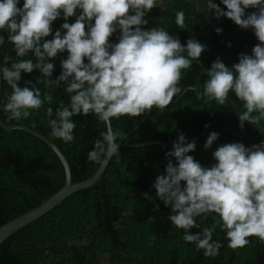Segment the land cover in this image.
Instances as JSON below:
<instances>
[{
	"label": "trees",
	"instance_id": "obj_1",
	"mask_svg": "<svg viewBox=\"0 0 264 264\" xmlns=\"http://www.w3.org/2000/svg\"><path fill=\"white\" fill-rule=\"evenodd\" d=\"M22 3L23 0L18 7H22ZM156 3L158 6L143 17L147 23L142 30L162 28L179 39L182 46L189 39H195L206 46V50L198 60L192 61L190 68L181 70L178 86L182 93L174 96L166 108L153 106L141 116L112 119L113 130L124 133L123 143L161 141L172 147L178 134H183L187 142L195 141V150L189 155L202 167L216 163L212 152L223 144L239 142L252 148L264 143V121L259 125L245 122L243 128L239 126L238 115L245 109L234 93H229L224 105L203 95L197 98L207 79L205 73L217 58L231 68L238 63L240 54L251 55L252 48L259 43L252 29L243 30L225 17L217 20L214 11L207 7V0H156ZM214 3L226 11L220 0ZM178 11L185 14L183 28L175 24ZM254 11L256 9L249 8L245 14ZM133 14L132 11L130 15ZM75 20L73 16L67 22L71 24ZM64 22L61 14L52 22V34L61 30ZM217 28L222 30L220 34L216 33ZM52 34L44 40H51ZM0 35L5 39V45L0 46V67L6 66L4 55H9L12 61L31 58L36 62L32 53L29 57H16L13 46L8 43V33L0 31ZM119 35L117 30L109 37V43H117ZM67 56L65 51L49 61L54 65L53 79L61 74V61ZM43 81L35 69L32 73L21 74L19 87L27 86L31 90L34 85L40 89L42 98L45 93L50 94L52 103H44L40 109L31 110L28 118L17 121L9 120V114L2 110L11 88L1 78L0 118L5 124L25 126L47 137L65 157L71 182L84 181L94 174L102 161L90 162L88 153L106 127L92 113L77 115L72 117L76 124L72 142L53 137L46 109H53L51 119H55L56 108L61 102L67 105L70 100L63 84L46 87ZM211 132L218 133V139L205 150L203 146ZM118 150L119 159L110 160L97 183L72 194L3 242L0 264H264V241L258 237H249V244L244 248L232 249L227 246L225 231L217 226L213 240L220 242L222 247L215 257H205L195 243L183 241L184 230L177 229L168 220L171 208L156 197L152 187L155 178L164 174L168 162L165 153L169 150L161 146ZM64 182V169L49 147L24 132L0 128V226L40 205ZM144 193L152 199H145ZM216 219L214 213L197 217L199 227L189 231L202 232Z\"/></svg>",
	"mask_w": 264,
	"mask_h": 264
},
{
	"label": "clouds",
	"instance_id": "obj_2",
	"mask_svg": "<svg viewBox=\"0 0 264 264\" xmlns=\"http://www.w3.org/2000/svg\"><path fill=\"white\" fill-rule=\"evenodd\" d=\"M20 3L0 0V31L8 33L16 57L32 53L36 62L31 58L12 61L9 55L3 56L6 66L0 67V78L11 88V94L2 110L9 114V120L18 121L44 103H52V96L45 93L42 98L34 85L31 90L19 87L22 73L38 70L46 87L63 84L70 102L60 103L55 119H51L53 109H46L51 135L70 143L76 128L72 117L94 114L106 130L94 141L88 153L90 162L119 159L117 139L122 140L124 133L113 130L112 119L141 116L153 106L166 108L182 93L178 86L181 70L190 68L206 50L195 39L182 46L162 28L142 30L147 23L143 17L156 0H23L18 7ZM220 4L226 11L214 0H207L217 20L225 17L243 30L252 29L259 43L251 55L240 54L231 68L217 58L206 71L207 79L197 98L203 95L224 105L229 93H234L245 109L238 115L239 126L243 128L245 122L259 125L264 121V0H220ZM249 8L256 11L246 15ZM129 10L134 14L128 15ZM61 14L63 34L61 30L52 34V22ZM73 16L76 20L69 24L67 20ZM184 18V12L178 11L175 24L183 28ZM117 30L118 42L109 43ZM221 31L216 29L217 34ZM50 34L52 39L44 40ZM3 45L5 39L0 35ZM65 51L68 56L61 61V74L53 79L54 65L49 61ZM217 139L218 133L211 132L204 149L211 148ZM194 150L195 141L187 142L183 134H178L172 150L165 153L168 162L164 174L152 184L156 197L171 208L168 220L184 230L183 241L195 243L205 257L217 256L222 247L213 240L217 226L225 231L227 246L232 249L244 248L249 237L264 241V143L252 148L239 142L218 146L212 152L216 163L210 168L202 167L189 155ZM143 196L152 199L147 193ZM209 213L218 217L211 226L199 233L189 231L199 227L197 217Z\"/></svg>",
	"mask_w": 264,
	"mask_h": 264
},
{
	"label": "water",
	"instance_id": "obj_3",
	"mask_svg": "<svg viewBox=\"0 0 264 264\" xmlns=\"http://www.w3.org/2000/svg\"><path fill=\"white\" fill-rule=\"evenodd\" d=\"M132 11L128 13V15L131 14ZM0 93H1V78H0ZM144 121V119L141 121V123ZM140 125V124H139ZM138 125V126H139ZM0 128L4 130H18L21 132H24L30 136L35 137L36 139L40 140L42 143H44L51 151L56 155L58 160L60 161L63 169H64V174H65V182L64 185L53 195H51L48 199L40 203L37 207L29 210L28 212L21 214L20 216L12 219L11 221L3 224L0 226V246L3 242H5L9 237L12 235L16 234L18 231L23 229L24 227L28 226L29 224L35 222L39 218L43 217L46 215L48 212H50L52 209L55 207L59 206L66 198L71 196L72 194L85 190L91 186H93L95 183H97L105 169L107 168L110 160H107L104 162L103 160L101 161L100 165L94 172L92 176H90L88 179L75 183L73 184L71 182V174L69 170V165L63 156V154L59 151V149L44 135L40 134L37 131H34L32 129H29L25 126L21 125H8L5 124L1 118H0ZM133 132V131H132ZM131 132V133H132ZM119 144V148L123 147H134V148H139V147H146V146H161L169 151L172 150V147L166 144L165 142L161 141H150V142H144V143H139V144H125L123 143V139L120 141H117ZM213 165L206 166V167H212ZM204 167V168H206Z\"/></svg>",
	"mask_w": 264,
	"mask_h": 264
},
{
	"label": "rangeland",
	"instance_id": "obj_4",
	"mask_svg": "<svg viewBox=\"0 0 264 264\" xmlns=\"http://www.w3.org/2000/svg\"><path fill=\"white\" fill-rule=\"evenodd\" d=\"M156 6H158V3H156Z\"/></svg>",
	"mask_w": 264,
	"mask_h": 264
}]
</instances>
